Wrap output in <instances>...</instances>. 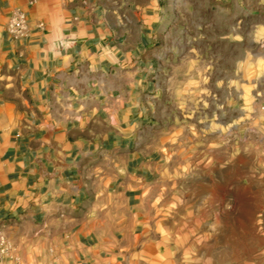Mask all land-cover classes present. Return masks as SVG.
I'll return each mask as SVG.
<instances>
[{"label": "crops", "instance_id": "1", "mask_svg": "<svg viewBox=\"0 0 264 264\" xmlns=\"http://www.w3.org/2000/svg\"><path fill=\"white\" fill-rule=\"evenodd\" d=\"M169 5L0 0V264H164Z\"/></svg>", "mask_w": 264, "mask_h": 264}, {"label": "rangeland", "instance_id": "2", "mask_svg": "<svg viewBox=\"0 0 264 264\" xmlns=\"http://www.w3.org/2000/svg\"><path fill=\"white\" fill-rule=\"evenodd\" d=\"M166 1L164 264H264V0Z\"/></svg>", "mask_w": 264, "mask_h": 264}, {"label": "built area", "instance_id": "3", "mask_svg": "<svg viewBox=\"0 0 264 264\" xmlns=\"http://www.w3.org/2000/svg\"><path fill=\"white\" fill-rule=\"evenodd\" d=\"M9 30L16 37L26 35L28 31V18L27 14L23 10L16 9L13 12L9 24ZM10 249L11 246L6 238L3 236L0 237V260L8 256Z\"/></svg>", "mask_w": 264, "mask_h": 264}]
</instances>
